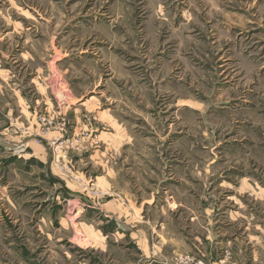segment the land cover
<instances>
[{
	"label": "rangeland",
	"instance_id": "rangeland-1",
	"mask_svg": "<svg viewBox=\"0 0 264 264\" xmlns=\"http://www.w3.org/2000/svg\"><path fill=\"white\" fill-rule=\"evenodd\" d=\"M4 68L0 264H264V0H0Z\"/></svg>",
	"mask_w": 264,
	"mask_h": 264
},
{
	"label": "crops",
	"instance_id": "crops-1",
	"mask_svg": "<svg viewBox=\"0 0 264 264\" xmlns=\"http://www.w3.org/2000/svg\"><path fill=\"white\" fill-rule=\"evenodd\" d=\"M10 81H11V74H10L9 70H7L5 68L1 69L0 70V86L2 88H4L3 92L1 91V95H3L4 91L7 90V87H9L12 90L10 92V94H12V96L15 95V97L10 98V102H9L8 99H6V106H9V104H10V106L7 109L8 110L7 115H9V117H14V120H13L14 122L11 121V124H13L15 122L19 123L18 119L16 120L15 117L16 118H24V117L26 118L29 115L28 114L29 111H28V105L25 103L24 97L22 96L21 89L20 88H18V89L17 88H12L11 85H13V84ZM7 95H9V94H7ZM14 111H15V114H14ZM7 119L8 118L6 116L4 118H1L0 127L3 124L7 123ZM1 133H3V132L1 131ZM20 142L21 141H18L16 145H18ZM26 143H27V145H26ZM8 144H9V142L7 140H4L3 138H0V146L2 148L8 147L9 146ZM19 146H21V145H19ZM19 146H16V147L20 148ZM25 146H27V147H29L31 149V150L27 151L28 153L26 152L25 155L29 154V155L34 156L35 158L43 161L41 155L44 152L41 149H38L40 147L34 148V147L31 146L30 142H25L24 147ZM45 163H46L45 164L46 171H50V169H51L50 160L48 159V161H46ZM47 175L50 178V175L49 174H47ZM64 188L66 189V186ZM76 215H79V213H77Z\"/></svg>",
	"mask_w": 264,
	"mask_h": 264
}]
</instances>
